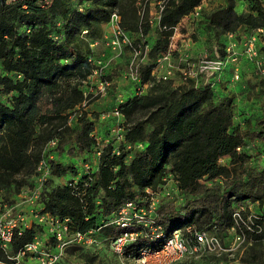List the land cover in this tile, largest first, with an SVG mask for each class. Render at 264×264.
<instances>
[{
  "label": "trees",
  "instance_id": "trees-1",
  "mask_svg": "<svg viewBox=\"0 0 264 264\" xmlns=\"http://www.w3.org/2000/svg\"><path fill=\"white\" fill-rule=\"evenodd\" d=\"M247 1L245 14H238L233 0H227L204 16L206 28L220 36L216 49L222 57L226 33L239 40L264 27L262 1ZM201 2L163 1L148 60L137 69V90L118 103L123 138L117 140L110 134L114 122L107 135L99 138L96 118L86 111L77 114L73 126L68 119L84 101L80 84L95 67L87 55L99 39V24L116 13L121 31L144 37L151 31L147 0H47L42 5L35 0L21 4L0 0L4 71L0 75L4 94L0 100V189L33 188L36 165L45 158L49 175L35 210L68 219L72 231L92 230L107 240L124 231L137 232L124 245L127 259L139 258L143 251H158L175 230L182 237L191 235L189 229L224 233L236 225L233 214L244 203H257L264 212V115L241 129L233 118L234 94H219L227 84L243 79L242 70L238 68L239 78L234 81L233 66L228 63L207 83L186 78L178 85L169 78L156 80L152 74L180 19ZM259 49L264 52V46ZM242 59L256 76L254 85L264 104V74L256 71L252 61ZM147 82V91L138 89ZM42 98L54 106L50 113H41ZM115 106L116 101L111 111ZM52 139L56 145L46 148ZM63 153L89 154L96 161L87 171L84 163L80 167L62 163ZM168 180L175 183L181 200L170 199ZM149 192L158 197L154 229L107 223L128 201L147 205ZM245 219L241 212L237 219L241 232L262 239L264 215L255 216L249 224ZM42 229L32 220L29 227L16 230L11 242L0 247V264H13L9 258L35 238L41 239ZM54 244L48 234L43 245Z\"/></svg>",
  "mask_w": 264,
  "mask_h": 264
},
{
  "label": "rangeland",
  "instance_id": "rangeland-1",
  "mask_svg": "<svg viewBox=\"0 0 264 264\" xmlns=\"http://www.w3.org/2000/svg\"><path fill=\"white\" fill-rule=\"evenodd\" d=\"M12 4H21L23 0H8ZM38 4H43L47 0H35ZM164 0H147L149 8V21L151 31L148 35L142 37L138 33L124 32L127 37V43L122 45L121 52L116 53L110 45V39L117 35L118 20L110 17L109 21L99 24L100 36L96 44L90 45V53L87 55L93 62H101L102 64L110 60L108 67L105 69V76L110 77L112 82L104 95L100 94L94 77L87 78L80 84V88L84 92V101L76 110L70 113L68 124L73 126L76 122L77 114L83 110L87 115L95 119V129H97L98 137H105L109 132V128L114 122L111 114L112 106L116 101V96L120 94L122 97L134 95L137 90V82L133 81L130 76L129 66L133 61L137 65L146 64L148 60V51L155 38V30L158 26L160 15V7ZM227 0H202L198 15L188 14L180 19L174 28L173 35L170 39V56L169 60L163 63L155 70V74H162L167 68L172 71L169 79L172 85H178L183 80V70H188L186 62L196 64L201 58H211L213 53L219 55L216 45L220 36H214L212 31L206 28L203 23L204 16L215 9L224 6ZM264 5V4H263ZM234 10L238 14H245L249 11V2L247 0H233ZM140 8V13L142 12ZM243 34V33H242ZM245 34V33H244ZM138 49L136 57H134V49ZM213 50V52H212ZM212 52V53H211ZM238 60L239 70L242 71L243 79L227 84V88L220 91L219 94L225 96L232 92L234 99L232 103L233 118L235 124L243 129L253 124L256 118L264 115V104L262 103V95L258 91L259 87L255 86L256 76L249 66H246L244 59ZM135 58V59H134ZM169 64V67H168ZM0 63V75L3 74ZM232 73V71H231ZM210 74H204L198 78L203 83H207ZM235 81V80H234ZM143 88L145 92L150 87V82ZM222 88V86H221ZM3 92L0 91V100H2ZM53 105L48 100L42 98L40 101L41 113H50ZM122 119L120 120V122ZM250 121V122H249ZM102 144V142H100ZM251 152L256 153V150ZM59 160L66 165L81 166L83 163L94 164L96 156L89 154L70 155L63 153ZM223 164L227 163V159H223ZM172 180L166 182L168 191H171L170 199L174 201L181 200L180 194L174 186ZM28 187L21 188L18 192L13 189H0V218L5 214L10 215L19 211H24L26 205L23 195L28 193ZM36 205V202L34 203ZM14 208V210H11ZM6 210H9L6 213ZM245 212L246 223H251L255 216L264 215L262 207L257 203H244L237 208V212ZM236 225L228 228L224 233L209 234L216 237L217 242L210 245L195 254L186 255L176 258L171 254H163L159 251L154 255L143 256L142 258L127 259L114 253L108 244L107 238L98 233H91L88 241L85 243H77L67 245L63 249L60 262L58 264H264V237L254 240L250 236L244 234L239 227V220ZM264 229V225H263ZM42 243L47 244L48 230L43 226L39 233ZM34 259L30 255L20 258L21 264H34Z\"/></svg>",
  "mask_w": 264,
  "mask_h": 264
},
{
  "label": "built area",
  "instance_id": "built-area-1",
  "mask_svg": "<svg viewBox=\"0 0 264 264\" xmlns=\"http://www.w3.org/2000/svg\"><path fill=\"white\" fill-rule=\"evenodd\" d=\"M264 4V0H261ZM163 6L160 7V12ZM200 11V5L195 7L191 12L193 15H198ZM112 19L118 20L119 17L116 13L111 14ZM117 35L110 39V45L116 53L121 52L123 44L127 43L126 34L121 31H116ZM226 46L224 56L214 55V58H201L196 64H189L187 61L188 70H183V81L186 78H193L198 81V78L204 74H210L214 76L217 73L222 72L226 64H231L233 66L232 79L236 80L239 78L238 74V60L241 59V56L252 61L255 69L258 73L264 74V52L259 49V46H264V27H259L254 29L247 36L243 35L239 40L235 38V35L231 32L225 34ZM97 42H94L96 44ZM93 44V45H94ZM135 50L134 57L138 53V49L133 47ZM170 44L168 50L162 54L156 62V66L152 70V74L159 79H168L171 75V69L167 68L162 74H155V70L163 63V61L169 60L170 56ZM135 59V58H134ZM92 62L95 67L92 70V74L88 77H94L96 82V87L100 94L104 95L108 88L111 86L112 82L107 79L105 76V69L108 67L110 60H107L103 64L101 62H93L91 58L88 59ZM169 67V64H168ZM130 76H132L133 81L139 83L140 79L137 74V65H134L132 61L129 66ZM219 76V75H218ZM147 83H143L140 89L143 90L146 87ZM122 102V96L118 94L116 96V106L109 113L115 117L114 124L110 129V134L113 135L117 140L123 138L122 126L120 120L123 117V114L118 109V103ZM56 145V139L50 140L46 144L47 147H52ZM115 152L118 153V150L115 149ZM99 154V152H97ZM84 168L87 171L92 170V166L85 163ZM49 175V168L45 158H42L36 165L35 175H34V184L33 188H28V193L23 195L24 203L26 205L24 211H19L10 215L6 210L8 215H4L0 218V247L5 248L12 240L13 233L23 227H29L32 223V220L36 221L41 226H44L48 230V234L52 236L55 240L53 246H44L42 240L35 238L33 242L27 244L25 248L19 251L16 255L11 256L13 264H21L20 258L22 256L30 255L35 260L34 264H55L62 256L63 249L69 244L85 243L88 241L92 230L85 232L82 231H72L68 224V219H60L48 213H40L35 210L34 203L39 197L40 188L43 182L47 179ZM149 202L147 205L137 206L131 201L126 202L120 210L117 212L116 216L109 220L107 223L118 224L120 226H140L141 228L150 227L154 229V223L156 218V205L158 203V197L153 193L149 192ZM168 192H166V195ZM14 210V208H11ZM234 218L239 219V212H234ZM191 235L187 237H182L178 230H175L172 235L166 240L165 244L158 251L146 252L143 251L139 258L147 255H154L159 251H163V254H171L176 258H181L186 255H192L198 251L214 245L217 240L214 235L209 234L206 231H195L189 229ZM137 236V232L124 231L123 233L112 236L108 238V244L110 249L119 256H123V248L126 242L133 240ZM80 243V244H81ZM125 258V257H124ZM4 264V263H2Z\"/></svg>",
  "mask_w": 264,
  "mask_h": 264
},
{
  "label": "crops",
  "instance_id": "crops-1",
  "mask_svg": "<svg viewBox=\"0 0 264 264\" xmlns=\"http://www.w3.org/2000/svg\"><path fill=\"white\" fill-rule=\"evenodd\" d=\"M201 6V5H200ZM96 133H97V131H96Z\"/></svg>",
  "mask_w": 264,
  "mask_h": 264
}]
</instances>
